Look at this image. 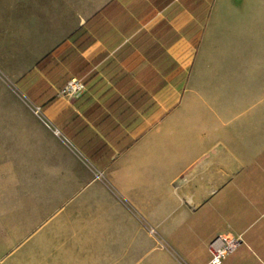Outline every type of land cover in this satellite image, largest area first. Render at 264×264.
<instances>
[{"label": "crops", "instance_id": "obj_1", "mask_svg": "<svg viewBox=\"0 0 264 264\" xmlns=\"http://www.w3.org/2000/svg\"><path fill=\"white\" fill-rule=\"evenodd\" d=\"M0 53V264H264V0H0Z\"/></svg>", "mask_w": 264, "mask_h": 264}, {"label": "rangeland", "instance_id": "obj_2", "mask_svg": "<svg viewBox=\"0 0 264 264\" xmlns=\"http://www.w3.org/2000/svg\"><path fill=\"white\" fill-rule=\"evenodd\" d=\"M17 54H1L0 60L11 59ZM23 109L27 125L34 124V107L28 97L18 89L13 76L0 68V123H16V111Z\"/></svg>", "mask_w": 264, "mask_h": 264}, {"label": "built area", "instance_id": "obj_3", "mask_svg": "<svg viewBox=\"0 0 264 264\" xmlns=\"http://www.w3.org/2000/svg\"><path fill=\"white\" fill-rule=\"evenodd\" d=\"M85 91V84L76 77H71L59 90L58 95L68 96L71 98L79 96ZM38 112V108L35 110ZM57 133L58 130L54 129ZM149 232L153 233L154 229L150 228ZM239 237L218 235L215 236L209 243L210 263L220 264L236 247L240 244Z\"/></svg>", "mask_w": 264, "mask_h": 264}]
</instances>
